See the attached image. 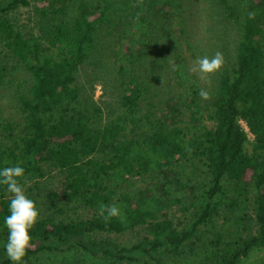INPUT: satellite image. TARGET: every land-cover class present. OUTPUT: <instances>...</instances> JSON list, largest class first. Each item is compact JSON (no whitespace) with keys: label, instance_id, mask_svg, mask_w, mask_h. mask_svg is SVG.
Returning <instances> with one entry per match:
<instances>
[{"label":"trees","instance_id":"trees-1","mask_svg":"<svg viewBox=\"0 0 264 264\" xmlns=\"http://www.w3.org/2000/svg\"><path fill=\"white\" fill-rule=\"evenodd\" d=\"M0 47V167L25 169L39 213L24 264H243L264 248V0H0ZM216 52L207 83L194 64ZM93 69L110 100L86 87ZM9 199L0 186V218Z\"/></svg>","mask_w":264,"mask_h":264},{"label":"clouds","instance_id":"clouds-1","mask_svg":"<svg viewBox=\"0 0 264 264\" xmlns=\"http://www.w3.org/2000/svg\"><path fill=\"white\" fill-rule=\"evenodd\" d=\"M196 63L201 74H213L221 68L223 56L220 52H216L211 57L205 55L198 58ZM208 95L204 89L199 91V96L204 99H207ZM24 176L25 169L19 164L0 167V186H3L4 191L10 196L8 214L0 218V227L6 230V239L2 248L10 264H24L23 258L32 240L30 232L39 217L35 202L26 195L21 184ZM99 211L105 221L119 217L121 214L115 204H101Z\"/></svg>","mask_w":264,"mask_h":264},{"label":"rangeland","instance_id":"rangeland-1","mask_svg":"<svg viewBox=\"0 0 264 264\" xmlns=\"http://www.w3.org/2000/svg\"><path fill=\"white\" fill-rule=\"evenodd\" d=\"M42 5H44V3L40 1L39 3H37L36 6L40 7ZM34 7L31 8V12H30V8L21 7L16 13L12 14V16L14 19H16V22L19 23V25H24L27 29H32V32L37 33L38 31L35 28V25L38 21V16L34 14V12L32 11ZM27 11H29L32 14L29 15ZM198 37H202V34L198 33ZM129 44L131 45V43ZM129 44H127L126 42V45H129ZM1 49L2 47H0V50ZM194 65H195V68H198L197 63H195ZM99 70L97 69V73H94V69H93V76L89 77V80L91 81L88 82L90 85L86 84V87L88 89L90 87L92 88L93 99L97 101L98 103H100L101 101H108L111 98L110 97V94H111L110 85H106L103 81L104 79L103 75L108 73V70L106 71L102 69L100 71ZM85 73L89 74V70L87 69V67L85 69ZM196 73L199 74L200 78L203 81L207 80V83L210 82V77H207V75L201 74L199 70L198 71L196 70ZM12 77H15V76L12 75ZM16 80L17 79L15 77L14 81ZM86 80L83 77H81V81L87 82ZM208 98H209V95H208ZM207 99L202 98L204 103H206ZM8 102H9V89L7 87L0 88V117H5L6 113L9 112V106H7ZM189 108H191L192 111H198L197 116L200 119L201 123L206 124L208 126L210 125L211 122L206 118L207 112L205 111L204 107L201 108L200 106L199 107L194 106V107H189ZM186 112H185L186 113L185 118L188 120L190 116V112L189 111H186ZM249 138H251L250 135H249ZM194 168L195 167L192 166L191 164L184 163L180 166V172L183 178H186V179L189 178L190 181H192L193 183H196L197 179L200 178L202 180V175H201L200 170H195ZM150 182L151 180L145 181V183H150ZM45 194H47V188L44 191V195ZM171 211L175 215V217L182 218L183 212L179 209V206L174 205L173 208H171ZM224 228H226V225ZM243 264H264V248L254 252L251 255L250 259L245 261Z\"/></svg>","mask_w":264,"mask_h":264}]
</instances>
